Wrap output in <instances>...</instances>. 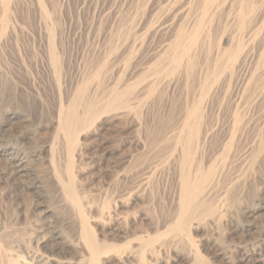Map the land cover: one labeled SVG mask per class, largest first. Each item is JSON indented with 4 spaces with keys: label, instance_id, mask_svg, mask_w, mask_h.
<instances>
[{
    "label": "rangeland",
    "instance_id": "obj_1",
    "mask_svg": "<svg viewBox=\"0 0 264 264\" xmlns=\"http://www.w3.org/2000/svg\"><path fill=\"white\" fill-rule=\"evenodd\" d=\"M0 264H264V0H0Z\"/></svg>",
    "mask_w": 264,
    "mask_h": 264
},
{
    "label": "bare ground",
    "instance_id": "obj_2",
    "mask_svg": "<svg viewBox=\"0 0 264 264\" xmlns=\"http://www.w3.org/2000/svg\"><path fill=\"white\" fill-rule=\"evenodd\" d=\"M54 57V56H53ZM207 112V111H206ZM203 137V136H202ZM190 139H191V136H190ZM193 141V140H192ZM96 243V242H95ZM97 249V248H96ZM100 252V251H99Z\"/></svg>",
    "mask_w": 264,
    "mask_h": 264
}]
</instances>
